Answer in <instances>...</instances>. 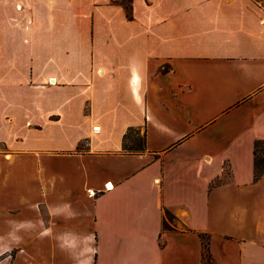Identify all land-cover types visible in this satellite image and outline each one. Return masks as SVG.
I'll return each mask as SVG.
<instances>
[{
    "label": "crops",
    "instance_id": "0c3cea01",
    "mask_svg": "<svg viewBox=\"0 0 264 264\" xmlns=\"http://www.w3.org/2000/svg\"><path fill=\"white\" fill-rule=\"evenodd\" d=\"M259 140L264 0H0V264H264Z\"/></svg>",
    "mask_w": 264,
    "mask_h": 264
},
{
    "label": "trees",
    "instance_id": "16d2710c",
    "mask_svg": "<svg viewBox=\"0 0 264 264\" xmlns=\"http://www.w3.org/2000/svg\"><path fill=\"white\" fill-rule=\"evenodd\" d=\"M124 138H127L124 137ZM138 143H132L131 146L132 147H128L126 144H124V149L130 151L131 148H134L136 151H141L144 149V145H143V138H138ZM253 154H254V175H253V181L256 182L258 181L261 176L264 173V140H259L256 141L254 143V150H253ZM165 216L171 220L173 219V217L166 211L165 212ZM163 229L166 230H171V227H168L166 225V222L164 221L163 223ZM202 238V245H203V256L206 257L208 254L207 251V244H206V239L204 236H201Z\"/></svg>",
    "mask_w": 264,
    "mask_h": 264
},
{
    "label": "rangeland",
    "instance_id": "374dc122",
    "mask_svg": "<svg viewBox=\"0 0 264 264\" xmlns=\"http://www.w3.org/2000/svg\"><path fill=\"white\" fill-rule=\"evenodd\" d=\"M138 138H139V136H137L136 137V140L134 141V138H133V134H130V141H131V143H138ZM130 141H128V143H127V145L128 146H130L131 144H130ZM134 141V142H133ZM228 179V176L227 175H225L224 176V178H223V180L225 181V180H227ZM166 225L168 226V227H175V228H179L180 227V225L179 224H177V222L175 221V220H173V219H171V220H169L167 217H166Z\"/></svg>",
    "mask_w": 264,
    "mask_h": 264
},
{
    "label": "built area",
    "instance_id": "2783aa9c",
    "mask_svg": "<svg viewBox=\"0 0 264 264\" xmlns=\"http://www.w3.org/2000/svg\"><path fill=\"white\" fill-rule=\"evenodd\" d=\"M93 129L95 131H97V130H99V126H95ZM109 184L110 183L105 184V190H108L109 189V186H108ZM110 187H111V185H110ZM91 195L94 196L95 194L92 192Z\"/></svg>",
    "mask_w": 264,
    "mask_h": 264
}]
</instances>
